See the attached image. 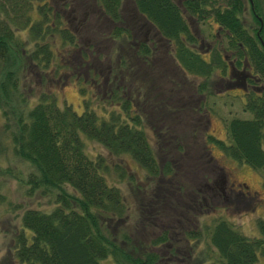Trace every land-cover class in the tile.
<instances>
[{"label": "trees", "instance_id": "1", "mask_svg": "<svg viewBox=\"0 0 264 264\" xmlns=\"http://www.w3.org/2000/svg\"><path fill=\"white\" fill-rule=\"evenodd\" d=\"M95 2L108 20H122L121 0ZM245 2L248 22L243 17ZM32 4L33 0H0V152L8 141L12 153L31 166L22 176L26 192L40 189L54 194L46 207L22 209L20 224L29 233L22 227L14 231L15 257L21 264H173V259L179 258L175 255L180 252L178 245H183L188 235H198L197 228L179 231L176 223L188 215L191 195L197 196V192L186 191L184 169L177 164L185 167L181 161H189L188 155L194 153L195 144L187 138L192 139L198 122L179 113L173 93L184 86V72L202 77L194 82L195 91L205 89L212 71L225 72L223 49L228 44L236 48L233 64L239 66L243 57L257 78L258 90L249 91L243 103L250 115L225 119L226 141L207 133L206 138L254 168L264 165V0L130 1L132 17L151 22L171 44L164 74L169 79L167 96L165 103L151 100L148 113L143 106L134 112L123 109L106 114L86 103L76 112L66 102L58 104L46 91L32 99L29 84L23 87V71H32L27 63L42 66L48 61L47 35L52 30L62 41H74L68 23L62 22L63 6L50 9L49 0H37L34 6L39 16L29 18L27 10ZM184 14L197 19L211 16L219 26L218 33L226 37L225 44L216 41L207 53L193 49L190 43L194 38ZM20 27L26 28L27 40L32 42L22 50L16 32ZM118 28L119 24L113 25L109 34L116 38ZM148 53L147 47L135 50L136 58ZM179 124L185 128L179 129ZM84 138L102 148L87 152ZM154 146L162 150V156L167 153L166 158L158 160ZM121 153H127L144 171L141 184L128 177L132 200L125 198L118 183L124 182L128 173L125 162L113 161ZM200 194L196 200L202 199ZM166 212L172 214L165 221L169 225H160L163 221L157 222L155 216ZM152 225L159 226L155 235L144 236L141 230ZM256 227L257 235L247 236L226 219L215 218L206 231L217 264H251L257 254L264 257V218L256 219ZM159 245L165 247L159 249Z\"/></svg>", "mask_w": 264, "mask_h": 264}, {"label": "rangeland", "instance_id": "2", "mask_svg": "<svg viewBox=\"0 0 264 264\" xmlns=\"http://www.w3.org/2000/svg\"><path fill=\"white\" fill-rule=\"evenodd\" d=\"M36 1L33 0V4L27 10L29 18H37L39 16L34 6ZM63 1L64 3L62 0H49V6L50 9L54 7L59 9L58 6H63V8L60 7L61 14L64 16L62 22L64 24L68 23V28L74 33V41H62L58 32L52 30V33L50 32L47 35L49 46L48 61L42 66L27 63L32 67V71L29 69L23 71L24 76L20 78L24 84L23 87H30L27 90H31L33 94L32 99L37 98L35 95L39 91H46L49 94L52 93L58 104L66 102L76 112L80 111L83 104L86 103L97 112L102 111L103 114H106L110 110L120 113L121 108L116 102H113L116 97L108 94L107 87L111 84L110 75L102 87L99 80L101 74H96V70L91 71V68L88 73H84L85 63L81 58H87L88 62L95 66L96 59H98V64L100 63L103 73L107 59L111 61L112 65L116 58L121 57L126 62L133 61L132 69L135 70V73L137 72L136 76L138 77L143 67L138 66L139 58H135L134 54H132L130 47L133 46V43L128 39L129 37L131 38L133 33L135 35L133 37L134 41L141 36L142 31L140 32L135 29V26H138L141 21L140 17H132L130 15L129 0H121L120 7L124 14L121 21L125 24L126 32L128 33V30L131 31V35L129 34L127 37L126 34L125 38L122 37L119 41L109 34L111 28L108 27V22H106L107 25L105 26L101 22L102 18L96 16V6L90 7L91 3H95L94 1L79 0L77 8L75 4L76 0H70L71 4L69 6V0ZM83 4H87V6ZM244 6L243 17L248 22L250 16L246 2ZM193 26L196 28L195 31H197L195 37L197 40H193L195 49L206 50V46L209 47L214 38L216 39L220 35H213V21L209 25L207 19L205 21L199 19L195 24L193 23ZM16 32L20 39L21 46H19V49L22 50L24 47H30L32 42L27 40L26 28L20 27ZM198 38L201 39L200 42ZM221 41L225 44L226 38L222 36ZM169 46L171 47V44ZM92 47L98 49V52L93 51L90 57L88 55L86 57V49L88 50V48ZM169 52V48H167L165 55H162V49L158 51L152 50L146 57L147 62H151L153 67L158 66L166 87L169 84V79L164 74L166 73L167 75L169 64L166 61L164 62V60L168 59ZM203 56L206 55L203 54ZM160 63L163 64L160 65ZM215 70L206 78V88L196 90L199 100L197 99L195 104L191 103L193 102L194 95L190 96V101L183 102V104L176 97H183L185 99L186 92L191 90L192 82L198 83L202 79V77L200 78L197 75L184 72L186 78L184 86H179L180 89L175 91L172 97V100H175L180 107L179 110L181 112L179 111V113L186 114L189 119L198 122L196 128L192 130L195 132L194 135L191 132L192 139L187 138V141H190L192 145L193 143L195 144L192 147L194 153L190 152L192 155H188L191 163L187 160H182L181 162L185 167L177 164L181 169H184L182 180L187 185L186 191L193 192L192 194L197 192V196L191 195V199L190 195L187 196V200H191L188 215L185 213L184 217H180V221L177 220L176 222L179 226H177L179 231H187L188 228L195 227L198 230V235H188L187 241L183 245H178L180 252H177L175 255L179 258L173 259V264L218 263L216 252L210 243H208L206 231L215 218L222 217L226 219L234 228L247 236L257 235L256 219L264 218V165L254 168L243 161L231 157L224 152L217 142L206 138L208 134L209 136H215L226 141L225 119L230 116L247 117L250 115L249 110L245 109L243 105L244 96L242 97L241 90L238 87H227L226 79L222 78L227 75L226 71L221 73L219 70ZM159 71L157 72L158 75ZM158 75L157 77L159 78ZM89 76L96 78L95 85L91 83ZM26 84L29 85L25 86ZM197 104H201L203 107L200 108ZM154 111L155 109L151 113ZM143 123L146 124L147 121ZM179 125H181L179 129L183 130L185 128L182 124ZM152 128H157V126L153 125ZM202 136L204 137L203 142L201 140ZM5 143L7 145L0 152V264H21L13 253L14 246L12 239L16 229L22 227L27 234L29 233V229L24 228L20 224V213L25 207L48 206L52 202L54 193H52L53 190L51 192L40 189L26 192L22 176L31 166L24 159L12 153L8 141ZM262 146L264 147V141H262ZM84 147L89 153H93L97 148H102L98 142L89 138H84ZM154 149L158 160L166 158L167 153L162 156V150L156 146H154ZM120 156L119 158L115 156L113 161L125 162V165H127L126 173H128L124 178L125 183L123 181L122 183H118L124 195L126 194L125 198L132 200L134 198L129 190L128 177L133 179L137 184H141L143 182L141 180L144 178V171L127 153H121ZM234 178L245 182L246 186L242 189L247 190V192H243V197L234 194L229 189V181ZM126 183L127 186H125ZM200 193H203V196L201 200H198V196L201 195ZM196 198L198 199L196 200ZM166 213L167 215L160 213L155 216L157 222L163 221L160 225H169L165 221H169L172 214ZM131 220L129 219V223L130 221L133 223V219ZM157 229H159V226L152 225L148 226V228L144 227L141 233L146 237L153 236ZM133 230L135 231V228ZM158 247L162 249L165 246L159 245ZM251 264H264V257L257 254Z\"/></svg>", "mask_w": 264, "mask_h": 264}, {"label": "flooded vegetation", "instance_id": "3", "mask_svg": "<svg viewBox=\"0 0 264 264\" xmlns=\"http://www.w3.org/2000/svg\"><path fill=\"white\" fill-rule=\"evenodd\" d=\"M95 2V0H92ZM132 0H129V2ZM177 1V3L179 2V0H175ZM63 2V0H62ZM87 3V2H86ZM92 4V3H91ZM91 6H96L95 7V14L96 16L99 18L98 14H100V17L102 18L101 22H103L105 24V26L107 25L106 22H108L109 24V28H111L113 25L115 24H119L121 28H118V34H116V38L114 39H118L120 38V36L122 35L124 38L127 34L131 35V31L128 30V33L125 30V24L122 21L119 22H112L110 20L107 19V17L105 16L104 13H102L100 7L95 3H93ZM96 4V5H95ZM79 5V3L76 4V8ZM86 5L87 4H83ZM89 7V8H90ZM130 15H134V11L132 9V7H130ZM185 15V19L188 25V28L190 30V32L193 35L194 40H197L195 37L197 35V31L196 28L193 26V23L195 24V22L199 19H197L194 15L191 14H184ZM141 21L139 22L138 26H135V29L137 31H142L141 36L134 41V33L132 34L131 38L129 37V41H131L133 43V46H131V51L132 54H134L135 58V50H137L138 47H144L148 49L149 53L152 50H161L162 49V55L166 54L167 48H170L169 44V40L166 39V37H164L163 35H161L160 33H158L155 29L154 26L152 25L151 22H149L148 20H145L143 17L139 18ZM205 19H207V23H209V25H211V21H213L214 23V33L213 35H219L217 36V38H214V41L211 43V45L206 46V50H201L202 53H207V51L210 49V46H212V44L216 43V41H218V44H222L221 41V37L224 36L223 33H218V29L219 26L217 25V23L212 19L211 16H205L204 18L200 19L202 21H205ZM121 22V23H120ZM115 23V24H114ZM196 33V34H195ZM225 37V36H224ZM226 38V37H225ZM200 38H198V41L200 42ZM200 44V43H199ZM238 44L241 46V44L238 42ZM190 46L195 49V43L194 41H192L190 43ZM83 50H85L83 48ZM198 50V49H197ZM93 51H95L96 53L98 52V49H95V47L92 48H88V50L86 49V57L88 55V57H90V54L93 53ZM236 51V48L230 46L228 44V47L226 49H223L224 55L227 56L226 58V73L227 75L222 77L224 79H226V86L227 87H238L242 92V97L243 98V103L246 100V94L251 91V90H258V84L256 83L257 78L254 76L253 71L251 70V68L248 66V64L244 61L243 57L240 59L242 63H240L239 66H236L233 64L234 59L233 57H235V55L233 54ZM141 55V54H140ZM161 55V56H162ZM142 56V55H141ZM147 54H144L143 57H147ZM143 57H138L139 61H138V66L139 67H143L141 69L142 72H139L140 74L138 75V77L136 76L135 70L132 69L133 66V61H129L126 62L124 60H121L120 58H116V60L114 61V64L111 65V61L109 59H107L105 61V69L104 72L102 73L101 68H100V63L98 64L99 60L96 59V66L92 65L88 62L87 58H81V60H83L84 64V73H88L89 69L91 68V71H94V69L96 70V74H101L100 76V84L103 87L105 81L107 82L109 75H110V85L108 88V94L115 96L116 99L113 100V102H116V104L121 108V110L123 109H127V111L130 112H134L137 111L138 109H142L143 106V110L146 111L147 113L149 112L150 108H152V103L151 100L153 99H160L161 100H166V96H167V92H166V84L164 79L162 78V73L161 71H159L158 66L156 65L155 67L152 66L151 62H147L146 59H144ZM98 58V57H97ZM107 58V57H106ZM166 61V63L170 62V59L168 57V59H165L164 62ZM163 62V63H164ZM163 63H160V65H162ZM91 65V67H90ZM164 67V66H162ZM165 68V67H164ZM161 69V68H160ZM147 70V71H146ZM146 71V72H145ZM159 71V75L158 72ZM157 75L159 76V78L157 77ZM89 79L91 81L92 84H96L95 81V77H90ZM153 79V80H152ZM159 79V80H157ZM192 87L191 90L186 92V97L185 99L183 97H176V99L180 100V103L183 104V102L186 101H190L191 98L190 96H193V104H195L196 100L199 98L195 89H194V82L192 83ZM161 90L159 91V95L156 96H152V94L156 93V90ZM163 100V101H164ZM199 100V99H198ZM165 103V101H164ZM198 103V101H197ZM196 106V105H194ZM198 106V104H197ZM164 108V105L161 106V109ZM206 121H208V119H206ZM205 126V125H204ZM206 127V126H205ZM221 180H223L221 178ZM229 189L233 191L234 194L236 195H240L241 197L244 196L243 192H247V190L242 189L243 187H245V182L238 180L237 178L231 179V181H229ZM221 188V186H219ZM235 197V196H234ZM239 199V198H238Z\"/></svg>", "mask_w": 264, "mask_h": 264}]
</instances>
